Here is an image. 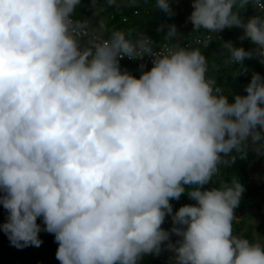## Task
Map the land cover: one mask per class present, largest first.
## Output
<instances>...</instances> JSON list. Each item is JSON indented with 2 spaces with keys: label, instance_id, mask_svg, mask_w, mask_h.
<instances>
[{
  "label": "clouds",
  "instance_id": "1",
  "mask_svg": "<svg viewBox=\"0 0 264 264\" xmlns=\"http://www.w3.org/2000/svg\"><path fill=\"white\" fill-rule=\"evenodd\" d=\"M81 3L0 0V231L18 249L54 235L60 264H140L162 246L170 264H264V241L234 232L244 186L214 182L222 167L264 155V76L230 95L199 47L173 42L174 24L158 25L157 46L145 31H108L105 7L106 25L78 17ZM249 5L257 14L244 20ZM155 7L173 15L171 0ZM192 9V32L219 39L236 27L253 45L222 42L234 79L245 60L264 64L261 0H192ZM125 57L152 66L137 77L121 68ZM185 193L195 203L173 212Z\"/></svg>",
  "mask_w": 264,
  "mask_h": 264
},
{
  "label": "trees",
  "instance_id": "2",
  "mask_svg": "<svg viewBox=\"0 0 264 264\" xmlns=\"http://www.w3.org/2000/svg\"><path fill=\"white\" fill-rule=\"evenodd\" d=\"M264 3V0H261ZM106 8V13L111 11L115 14V18L108 22V31L113 27L122 28L123 30L145 31L148 36L153 38L156 43L164 42L163 33L156 31L160 24H174L177 28L178 35L173 42L177 43L178 39L184 38L193 39L204 33L192 32L193 26L188 20L192 12V0H171V7L173 15L168 16L163 11L156 9L155 0H115V3L108 4L107 0H97L96 9L97 14L104 15L102 8ZM90 8L89 11L87 9ZM137 11V12H136ZM78 17H92L94 16V9L90 0H82L81 5L77 8ZM257 14L256 9L249 5L246 10L241 12L244 20ZM224 37L222 39L213 38L208 42L200 44H193L192 47H199L206 56L209 65V76L215 77L217 83L222 87L226 93L234 95L236 93L245 94L244 88L249 83L253 72H258L264 76V64H261L257 59L245 60L247 72L236 77L232 76L235 70V65L226 63L228 53L223 46V41H231L236 47H244L246 50L253 47L251 42L247 39L241 41L239 37L243 34L240 28H229L223 30ZM215 57V59H213ZM212 62L218 65L217 69L211 67ZM131 64L135 62H130ZM214 64V65H215ZM152 66V64H147ZM145 65V66H147ZM213 66V65H212ZM123 69L128 70L132 74H137V69L131 68L130 64L122 66ZM129 67V68H128ZM264 160V155H257L250 153L246 160H237L235 165L221 169L220 176L214 178V182L219 184L222 181H228L236 176L240 183L244 186L245 191L242 194L241 203L235 210L236 215H243L251 208L256 209V215L259 217V234L264 236V200L260 194L264 193V180H256L251 177L250 164L255 160ZM214 184L209 183L205 188L210 189ZM173 206V212L185 204H194L195 201L190 200L187 194H182L179 200L170 201ZM7 211L0 205V224L7 220ZM168 217V216H166ZM245 221H234L233 227L236 232L243 230ZM37 223L44 227L42 218L37 219ZM165 230H170L172 227L162 225ZM244 236L253 240L251 228H247L243 232ZM40 239L43 241L40 247L28 246L18 249L12 246L8 240L7 235L0 231V264H60L56 259L57 243L54 242V235L45 231H41ZM179 237L172 234L170 240L175 243ZM162 251L159 256L145 255L140 264H170V258L174 253L168 251L162 246Z\"/></svg>",
  "mask_w": 264,
  "mask_h": 264
},
{
  "label": "rangeland",
  "instance_id": "3",
  "mask_svg": "<svg viewBox=\"0 0 264 264\" xmlns=\"http://www.w3.org/2000/svg\"><path fill=\"white\" fill-rule=\"evenodd\" d=\"M89 18H91L93 20L92 23L94 26L97 25L99 23V21H101V20L106 25V19L103 15L97 14L96 16L94 15V16L89 17ZM213 59H215V57H213ZM214 64H215V62H212L213 66L211 65V67L213 69H217L218 65H216V64L214 65ZM130 67L135 68V70L136 69L138 70L137 74H136L137 77H139L142 70H149L151 68L150 66L147 65L144 67V69H141L140 65H138L137 63L131 64ZM249 171H250L251 177L253 179L264 180V160L259 161L258 159H255L250 164ZM260 197L264 200V193L260 194ZM236 217L240 218L238 221H245V222L243 224V230L241 232H236L235 228H234L235 234L245 237L243 232L249 227L252 230V236L254 239L264 241V236L260 235L259 231H258L259 217L256 215V209L255 208H251V209L247 210L246 213L243 215H236Z\"/></svg>",
  "mask_w": 264,
  "mask_h": 264
},
{
  "label": "built area",
  "instance_id": "4",
  "mask_svg": "<svg viewBox=\"0 0 264 264\" xmlns=\"http://www.w3.org/2000/svg\"><path fill=\"white\" fill-rule=\"evenodd\" d=\"M262 3H263V2H262ZM103 10H105V8H104ZM136 12H137V11H136ZM114 18H115V14L112 13V12H110V13H109V20L111 21V20H113ZM113 29H115V28L113 27L111 30H113ZM116 29H121V30H123L122 28H116ZM227 29H229V28H227ZM106 32H108V31H105V32L103 33V35L106 36V35H107ZM209 36H211V39H209ZM217 36L219 37V39H222V38L224 37V32L222 31V32L218 33ZM149 37H150V36H149ZM213 38H217V37L215 36V34L204 33V34L199 35L198 37L193 38V39H188V38H184V39H182V40H179V39H178L177 43H179V44H181V45H184V46H191V47H192L193 44H200V43H202V42H208V41L212 40ZM197 41H199L200 43H197ZM163 43H165V41H164V42H161V43H156V44H157V46H161ZM130 62H135V63H137L138 65H141V64H143V65L151 64V60H150L149 57H145L144 60H129L127 57H125V58H123L122 60H120L121 68L123 69L122 66H123L124 64H125V65H126V64H127V65H128V64L131 65ZM164 225H168V226H170V227L173 226V225H172V220H171V217H170V216H168V217L165 218Z\"/></svg>",
  "mask_w": 264,
  "mask_h": 264
}]
</instances>
